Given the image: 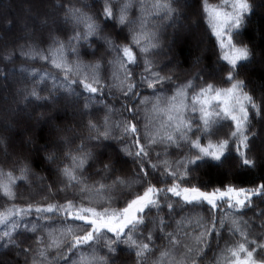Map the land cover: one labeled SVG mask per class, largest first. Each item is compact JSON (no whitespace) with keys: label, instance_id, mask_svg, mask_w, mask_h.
<instances>
[{"label":"snow or ice","instance_id":"snow-or-ice-1","mask_svg":"<svg viewBox=\"0 0 264 264\" xmlns=\"http://www.w3.org/2000/svg\"><path fill=\"white\" fill-rule=\"evenodd\" d=\"M13 3L0 0V101L12 113L0 123V256L264 264V78L253 75L264 47L245 37L264 0H196L215 67L176 84L157 60L161 29L181 18L174 0H24L11 15ZM101 47L106 57L85 58ZM61 98L88 117L79 142L49 115ZM111 148L135 170L103 163L94 178Z\"/></svg>","mask_w":264,"mask_h":264},{"label":"clouds","instance_id":"clouds-1","mask_svg":"<svg viewBox=\"0 0 264 264\" xmlns=\"http://www.w3.org/2000/svg\"><path fill=\"white\" fill-rule=\"evenodd\" d=\"M174 6L181 18L176 22L175 26L166 23V26L161 29V49L157 54V60L162 66V70L173 77L171 81L172 84L179 83L189 78H195L198 75H207L215 67V56L211 41L207 37L194 11L196 0H174ZM23 7H25L24 0H14V3L8 11L15 15L17 12H20ZM253 22V27L250 29L259 31L257 25L264 27V15H255L253 17ZM37 35H39V33H37ZM95 47L96 46L93 45V48ZM259 47H264V44ZM89 52L91 53V50H89ZM100 56H107L105 49L102 47L96 51L95 56L88 55L85 58L95 59ZM196 57H200L199 63L195 62ZM169 69L172 71L169 72ZM140 90H142V88L137 89V91ZM103 99L116 107H121L125 103L130 102L132 97L129 95L126 100L125 97L120 94H107ZM49 115L53 117L59 115V122L61 125L70 127L73 132L78 134L77 142H79L80 135H87L85 124L88 117H81L76 114L75 107L70 103H65L62 98L57 102L55 108L51 110ZM128 115L129 113H124V116ZM134 115H137V119L142 124L143 121L140 116L138 114ZM10 118H12V113L6 111L5 103L0 101V123ZM111 143L117 145L116 141H112ZM95 150L97 152L101 151L99 148ZM104 151L105 157H103L100 162L95 163L94 167L89 170L94 178L96 170L100 169L103 163H115V166L121 170V174H130L135 170L133 160L127 157L118 158L115 148L104 149ZM109 153L111 154V160L107 158ZM203 171L211 180L222 178L214 168H206ZM41 174L46 175L43 171H41ZM209 256H211V249L209 250ZM125 261H127V264H132V261L126 256L118 257L115 264H125ZM0 264H15V258H10L5 254L4 256H0Z\"/></svg>","mask_w":264,"mask_h":264},{"label":"trees","instance_id":"trees-1","mask_svg":"<svg viewBox=\"0 0 264 264\" xmlns=\"http://www.w3.org/2000/svg\"><path fill=\"white\" fill-rule=\"evenodd\" d=\"M10 14L14 15V13H10ZM245 37H246V39L253 40L257 44V46L264 44V38H261L258 35V31H256V30L248 29V31L245 33ZM253 75L257 79L264 78V71H262L259 67H256L253 71ZM36 170L37 171H43L45 174H47V172L45 170L41 169L39 162L36 163Z\"/></svg>","mask_w":264,"mask_h":264}]
</instances>
